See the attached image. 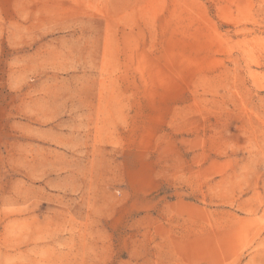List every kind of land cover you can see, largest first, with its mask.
<instances>
[{"label": "rangeland", "instance_id": "rangeland-1", "mask_svg": "<svg viewBox=\"0 0 264 264\" xmlns=\"http://www.w3.org/2000/svg\"><path fill=\"white\" fill-rule=\"evenodd\" d=\"M0 264H264V0H0Z\"/></svg>", "mask_w": 264, "mask_h": 264}]
</instances>
